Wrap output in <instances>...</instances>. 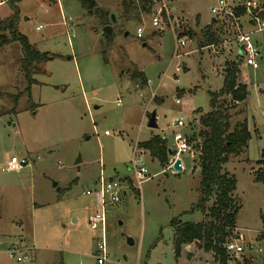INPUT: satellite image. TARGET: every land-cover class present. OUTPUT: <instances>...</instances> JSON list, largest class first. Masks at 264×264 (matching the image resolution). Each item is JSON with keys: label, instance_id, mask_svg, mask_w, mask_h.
Segmentation results:
<instances>
[{"label": "rangeland", "instance_id": "1", "mask_svg": "<svg viewBox=\"0 0 264 264\" xmlns=\"http://www.w3.org/2000/svg\"><path fill=\"white\" fill-rule=\"evenodd\" d=\"M7 1L0 0V22L13 14ZM94 1L109 13V35L78 0L16 4L17 31L51 57L38 66L28 91L19 42L0 48V264H96L100 232L87 221L99 209L93 193L99 178L122 182L125 192L117 204L105 206L106 264H186L184 251L178 259L173 256L170 224L173 219H203L188 214L198 197L199 152L192 147L172 162L171 171L170 165L162 169L146 153L140 155L137 142L164 136L173 149V133L196 135L200 115L211 110L210 93L222 87L227 62L238 63L237 77L247 96L241 103L221 97L218 104L226 109L230 129L245 124L250 139L223 169L236 180V228L254 246L232 259L242 263L248 257L250 264H264V238H259L264 232V184L254 182L257 162L264 160V22L252 23L249 11L240 18L233 13L244 1L248 7L256 0H225L227 8L217 17L211 9L219 0H170V13L184 19L190 40L178 59H173L174 36L152 27L150 10L137 21L124 22L123 3L134 0ZM214 18L219 45L200 50L199 36ZM139 26L143 39L136 38ZM188 32L196 37L191 40ZM152 33L156 35L150 37ZM243 33L251 34L259 52L256 70L240 62L236 41ZM8 36L6 32L3 39ZM135 73L148 85L137 87ZM152 112L156 129L147 127ZM179 117L187 124L183 129L172 126ZM133 151L146 170L140 186L134 182ZM11 156L26 159L27 166L1 172ZM177 161L181 166L174 167ZM14 243L27 250V260L16 261L21 252L10 256ZM190 247L186 257L197 262L188 264H213L212 255L198 244Z\"/></svg>", "mask_w": 264, "mask_h": 264}, {"label": "trees", "instance_id": "2", "mask_svg": "<svg viewBox=\"0 0 264 264\" xmlns=\"http://www.w3.org/2000/svg\"><path fill=\"white\" fill-rule=\"evenodd\" d=\"M21 0H8L13 14L0 22V48L10 42H19L22 58L20 67L27 82L28 91L30 85L35 83L32 78L38 66L49 60L47 53L36 51L28 42L27 38L17 31L19 10L17 3ZM51 1V0H50ZM90 14L100 19L103 26L110 24L109 13L98 9L94 0H78ZM242 5L234 10V16L240 18L249 11L252 23L255 21L264 22V0H256L253 5ZM152 6V0H134L123 3L122 21H137L140 13H147ZM211 24L201 32L198 39L199 49L219 43L218 36L212 30ZM8 33V39H3ZM190 39L196 37L195 33H187ZM202 41V42H200ZM104 62V52H102ZM238 63L231 62L224 64L222 87L218 92L210 93V112L199 117L200 131L191 135L189 143L194 142L193 148L199 152V186L198 197L194 206L188 214L198 213L202 221L198 223L182 222L180 219L171 221L173 231L172 252L175 259L179 258L185 247L198 244L205 252H211L213 259L219 264H227L233 260L227 254L224 246L231 239L236 229L235 219L239 210L238 202L234 197L236 180L223 169L229 156L238 155L247 145L250 134L245 124H238L230 129L229 116L226 109L218 104L221 97L230 96L235 103H241L246 99V87L238 80ZM133 80L137 87L146 86L147 80L140 73H135ZM198 112V111H197ZM150 116V115H149ZM139 149L147 151L149 156L156 160L162 169L168 166L169 155L166 137L154 136L146 142L139 143ZM258 170L254 172V182L264 184V160L258 161ZM130 184V181L128 182ZM264 227V216H261ZM264 238V232L259 235ZM242 264H250L242 260Z\"/></svg>", "mask_w": 264, "mask_h": 264}, {"label": "built area", "instance_id": "3", "mask_svg": "<svg viewBox=\"0 0 264 264\" xmlns=\"http://www.w3.org/2000/svg\"><path fill=\"white\" fill-rule=\"evenodd\" d=\"M169 1L170 0L152 1V6L150 7L151 25L153 28L158 30V32H163L165 30L171 31L172 35L174 36L173 59H178L181 57V54H179L178 51L180 49H183L190 40L188 39L185 32L186 23L184 19L173 17V15L170 13ZM225 8H227L226 1L219 0L217 7L211 9V13L215 17H217L225 11ZM215 19L216 18H214V20ZM143 32V28L139 26L136 29V38L143 39ZM250 35V33L239 34L237 36L236 43L241 50L239 59L242 65L249 67L252 70H256L258 68L256 59L259 56V52L255 45L252 43ZM210 47L217 46L211 45ZM204 48L205 47L201 48L200 50ZM175 71L179 72L180 68L177 66L175 68ZM152 97L153 95L151 96V98ZM179 103V99L175 100V104ZM172 126L177 129H183L187 126V124L184 122L183 118L179 117L172 123ZM105 134H107V132H105ZM173 143V149L169 148L168 146V150L170 151V154H168V165H170L171 171L172 162H174L180 156L188 155L193 147L191 143H189V137H187V134H182L180 132L173 133ZM135 156V151H133L132 166L134 182L137 186H140L144 182L146 170L142 166L138 165L137 161L135 160ZM27 164L28 162L26 159H18L14 156H11L6 158V161L1 168V172H19L24 166H27ZM93 193L99 209L96 210L94 214L88 217L87 222L91 230L100 232V241L96 244L98 253L94 256L96 264H106L107 255L105 246V231L107 219L105 215V206L107 204H117L120 201L121 196L124 195L125 192L122 187V182L117 180L104 181L102 178H99L98 190L94 191ZM85 194L92 195L91 192H87ZM224 248L231 258L239 257L245 252L246 249L254 251V246L251 243H246L243 234H241V231L237 229L233 231L231 239L225 244ZM26 251V249L20 247V244L14 243L9 249V254L11 257H14L15 255H20L19 252L24 253L22 257H16L17 262H22L23 260H27ZM257 251L260 253V249H257Z\"/></svg>", "mask_w": 264, "mask_h": 264}, {"label": "crops", "instance_id": "4", "mask_svg": "<svg viewBox=\"0 0 264 264\" xmlns=\"http://www.w3.org/2000/svg\"><path fill=\"white\" fill-rule=\"evenodd\" d=\"M53 1V0H52ZM213 21H214V19H212ZM154 35H156L155 33H152L151 35H150V37H153ZM147 46V44L145 43V44H143V47H146ZM106 63H107V61H106ZM223 70H224V68H223ZM239 70V69H238ZM222 77H223V72H222ZM240 83V82H239ZM221 89V88H220ZM194 111V110H193ZM157 119V118H156ZM155 122H156V120H155ZM149 140V139H148ZM148 140H145V141H138L137 142V145L139 144V143H142V142H146V141H148ZM166 141H167V146H169V140L166 138ZM138 147V146H137ZM139 151H140V155L141 154H147L148 156H149V154H148V152L147 151H144V150H142V149H139ZM150 157V156H149ZM152 161H154V159H152ZM180 164H181V162H180ZM179 164V166H181ZM125 195V194H124ZM74 221H75V223H77V220L74 218ZM194 223V222H193ZM236 226V225H235ZM237 230H239L238 228H236ZM172 236H173V231H172ZM192 245H196V244H192ZM184 251V253H185V256H184V258H185V260H186V264H188L189 262H193V263H195V262H197L196 261V259L194 258V257H190V258H187L186 257V253H187V255L189 256V255H191V247L190 246H188V247H185V249L183 250ZM261 251V250H260ZM211 255H212V261H213V264H219V263H217L216 261H214V259H213V254L211 253V252H209ZM182 254H183V252L180 254V256L179 257H181L182 256ZM244 254V253H243ZM178 259V258H177ZM247 260H248V257H247ZM195 261V262H194ZM233 261V262H232ZM230 262H232L233 264H242V263H236L235 262V260L233 259V260H231V261H228L227 262V264H229Z\"/></svg>", "mask_w": 264, "mask_h": 264}, {"label": "water", "instance_id": "5", "mask_svg": "<svg viewBox=\"0 0 264 264\" xmlns=\"http://www.w3.org/2000/svg\"><path fill=\"white\" fill-rule=\"evenodd\" d=\"M110 19H111V22L114 25L117 23V22H115V19H114V15L113 14H111ZM103 32L105 33V35L106 34L109 35L111 33L110 26L104 27ZM155 120H156V114H155V112L150 113V116H149V119H148V123H147V127L149 129H156L157 128ZM168 154H170V151L169 150H168ZM77 162H79V161H77ZM179 164H180V161H177L175 163V166L174 167H179ZM53 186L55 187L56 185L54 184ZM126 243H127L128 246H132L133 245V242H132L131 239H127L126 240Z\"/></svg>", "mask_w": 264, "mask_h": 264}]
</instances>
